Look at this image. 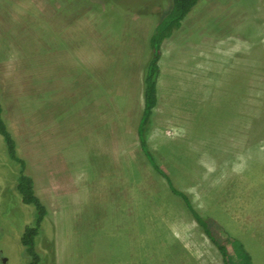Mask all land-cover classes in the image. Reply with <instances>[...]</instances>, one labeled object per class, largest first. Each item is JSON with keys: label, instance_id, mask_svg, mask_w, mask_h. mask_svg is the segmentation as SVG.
Instances as JSON below:
<instances>
[{"label": "rangeland", "instance_id": "374dc122", "mask_svg": "<svg viewBox=\"0 0 264 264\" xmlns=\"http://www.w3.org/2000/svg\"><path fill=\"white\" fill-rule=\"evenodd\" d=\"M170 5L171 0H0L5 116L37 193L50 208L43 225L56 253L42 264H225L166 176L168 193L164 202L162 194L157 199L165 204V225H176L179 213L183 242L167 234L159 241L164 227L172 230L168 224L151 228L150 240L132 247L137 256L129 235L110 238L103 226L88 227L93 210L86 194L60 187L68 179L89 180L88 164L69 165L71 158L92 154L91 138H82L78 128L84 131L92 111L103 126L105 110L131 105L139 62ZM172 36L162 53L173 83L167 116L175 121L160 115L154 132L161 144L152 145L155 152L147 148L203 216L218 217L225 236L241 242L254 264H264V0H200ZM185 61L191 79L178 71L176 64L180 68ZM17 172L0 135L5 264H24L20 239L33 220V206L24 204L15 188ZM11 195L22 211L16 222L5 215ZM172 205L179 206L174 220L167 213ZM106 221L112 225L115 217ZM39 247L47 251L43 240ZM170 248L178 256L163 252ZM239 261L236 253L229 255L231 264Z\"/></svg>", "mask_w": 264, "mask_h": 264}, {"label": "crops", "instance_id": "0c3cea01", "mask_svg": "<svg viewBox=\"0 0 264 264\" xmlns=\"http://www.w3.org/2000/svg\"><path fill=\"white\" fill-rule=\"evenodd\" d=\"M172 38L173 36L166 38L162 44V48ZM150 54L151 49L145 52L143 61L139 62L140 64L136 72L137 77L134 79L136 91H134L135 93L133 92V101H130L132 106L108 108L105 110V113L103 112L102 115L105 114L107 121L103 126H101V118L98 120L91 109V116L85 123L84 131L78 128L79 135L82 138H87L88 136L91 138V141L87 143V148L89 153L92 154H86L82 158H71L69 165L74 162H78L80 164L78 166H82V163L88 164V167L91 169L89 171V168H87L89 180L87 182H74L68 179L60 183L62 191H67L65 189L71 187L75 190L76 194H86L85 201L89 203L88 207L90 206L93 210L89 217L91 221L88 223L90 229H98L103 226V228H106L107 237H121L124 235V240L127 234L129 235L131 249L135 245L139 246V244L144 246L145 241L148 242L150 240L149 235L151 234H149V229L166 226L167 224L172 226V230L170 231L164 227V233L159 237L161 238L159 241L164 242L167 234L173 242H179V245L183 242L180 235L181 220L179 213H176L178 215L176 225L170 223H166L165 225V204L160 205L157 199L158 195L162 194L164 197L160 196V198L163 201L165 195L168 193L165 176L156 170L148 159L142 148L139 135V126L144 110L143 75ZM169 59L171 60V56ZM174 61L173 59L170 62V66L171 63L174 64ZM176 65L179 66V63ZM178 66L177 68L180 69L178 71L182 72L185 79H191V70L190 67L186 66V61L183 65H180V68ZM160 69L161 74L157 85L158 103L149 123L150 129L148 126L149 132L147 131L146 134L147 146L153 152L155 151L152 145L155 146L158 142L161 144L160 134L154 132V127L157 125L156 123L159 118L162 116V121H168L167 119L175 121V118L167 116L172 113L165 104V101H167V97L171 93L173 83L172 79L168 77L167 66L165 62L163 63V53L160 59ZM192 74L194 76L195 73ZM164 88L168 89L166 93L163 92ZM134 97L136 101H134ZM179 122L181 123V121ZM187 127L185 126L184 129L187 130ZM188 133L191 135L190 132ZM165 135L170 137L168 133ZM83 166L85 167V165ZM73 168L75 169L76 167L74 166ZM67 171L69 177H73L72 169L68 168ZM178 207L172 205L171 209H169L170 211L167 212L173 220L174 213L178 211ZM108 209L110 210L107 211ZM184 211L186 210L184 209ZM108 215L111 218L115 217V222L113 221L112 225L106 221ZM217 219L219 220L218 217ZM170 249L163 252L167 253L168 256H178L176 250ZM132 250L135 256H137L138 252L134 249Z\"/></svg>", "mask_w": 264, "mask_h": 264}, {"label": "trees", "instance_id": "16d2710c", "mask_svg": "<svg viewBox=\"0 0 264 264\" xmlns=\"http://www.w3.org/2000/svg\"><path fill=\"white\" fill-rule=\"evenodd\" d=\"M199 1L200 0H171V5L165 11L161 12V20H159L152 30L149 38L151 54L143 75L144 110L139 126L141 145L148 159L156 168V170H158L168 179L172 192L182 197L193 218L198 222L205 234L222 254L225 264H231L229 262V255L232 253H236L240 259V261L236 264H254L252 262V256L241 242H238L235 238H233V240L228 239L224 234L225 232L223 225L216 218L211 216H203L195 208L190 196L172 184L164 171H162V169L155 164L153 156L147 148L146 128L150 123L154 109L158 103L157 85L161 74L160 59L162 56V44L166 38L172 36L173 32L181 26L184 18L193 10ZM0 135L4 141L5 154L7 158L10 162H12V164L18 167L15 188L20 195V199L24 204L31 205L34 208L33 220L30 224H27L24 227L20 239L24 247V264H42L45 262V260H49V258L54 259L56 253L55 242L46 236L43 225L46 217L49 215V208L37 193L34 176L29 174L27 171L28 160L19 152L17 138L11 130L5 116L1 88ZM7 203L8 211L5 212V215L16 222L18 216L22 215L20 203L19 201H16V197L14 195L10 196V198L7 200ZM40 240H43L47 249L46 252H44L39 247ZM0 264L5 263L4 261L0 260Z\"/></svg>", "mask_w": 264, "mask_h": 264}, {"label": "water", "instance_id": "95a60500", "mask_svg": "<svg viewBox=\"0 0 264 264\" xmlns=\"http://www.w3.org/2000/svg\"><path fill=\"white\" fill-rule=\"evenodd\" d=\"M4 261H6V258H4Z\"/></svg>", "mask_w": 264, "mask_h": 264}]
</instances>
